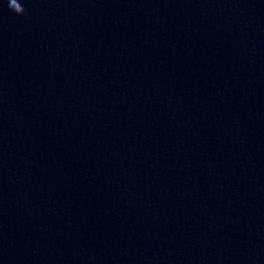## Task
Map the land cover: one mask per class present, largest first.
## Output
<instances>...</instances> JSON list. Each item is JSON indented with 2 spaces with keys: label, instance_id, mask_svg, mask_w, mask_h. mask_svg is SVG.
Wrapping results in <instances>:
<instances>
[{
  "label": "clouds",
  "instance_id": "9594fccd",
  "mask_svg": "<svg viewBox=\"0 0 264 264\" xmlns=\"http://www.w3.org/2000/svg\"><path fill=\"white\" fill-rule=\"evenodd\" d=\"M8 7L17 15H21L25 12V8L18 2V0H8Z\"/></svg>",
  "mask_w": 264,
  "mask_h": 264
}]
</instances>
